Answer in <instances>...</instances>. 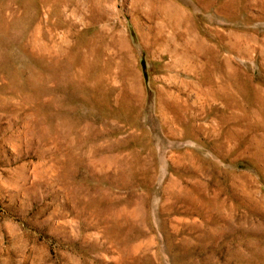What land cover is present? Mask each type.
<instances>
[{
  "label": "rangeland",
  "instance_id": "374dc122",
  "mask_svg": "<svg viewBox=\"0 0 264 264\" xmlns=\"http://www.w3.org/2000/svg\"><path fill=\"white\" fill-rule=\"evenodd\" d=\"M0 264H264V0H0Z\"/></svg>",
  "mask_w": 264,
  "mask_h": 264
},
{
  "label": "bare ground",
  "instance_id": "6f19581e",
  "mask_svg": "<svg viewBox=\"0 0 264 264\" xmlns=\"http://www.w3.org/2000/svg\"><path fill=\"white\" fill-rule=\"evenodd\" d=\"M189 44H190V43H189ZM190 45H191V44H190ZM191 46H192V45H191ZM191 46H190V49L192 48ZM197 46H198V45H197ZM188 49H189V48H188ZM193 50H194V49H193ZM209 50H210V49H209ZM189 52H190V51H189ZM194 52H195V51H194ZM196 52H197V51H196ZM197 53H198V52H197ZM206 53H207V52H206ZM191 56H192V55H191ZM197 56H198V55H197ZM194 57H195V56H194ZM189 58H190V57H189ZM195 58H196V57H195ZM189 61H190V60H189ZM209 61H210V59H209ZM206 62H207V59H206ZM178 65H179V64H178ZM189 65H190V64H189ZM208 65H209V64H208ZM182 68H183V67H182ZM183 70H184V69H183ZM187 70H188V69H187ZM196 70H197V69H196ZM185 71H186V70H185ZM190 71H191V70H190ZM207 71H208V70H207ZM207 71H204V72L207 73ZM189 73H190V72H189ZM193 73H194V72H193ZM195 73H196V72H195ZM190 74H192V73H190ZM190 74H189V75H190ZM197 75H199V74L197 73ZM209 75H210V74H209ZM194 77H195V76H194ZM197 77H200V76H197ZM197 79H199V78H197ZM197 81H198V80H197ZM207 81H208V80H207ZM209 81H210V80H209ZM209 81H208V82H209ZM191 82H192V81H191ZM202 82L204 83V81H202ZM199 84H200V83H199ZM206 84H207V83H206ZM193 86H194V85H193ZM209 91H210V90H209ZM208 94H209V93H208ZM204 95H205V94H204Z\"/></svg>",
  "mask_w": 264,
  "mask_h": 264
}]
</instances>
